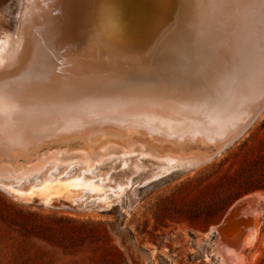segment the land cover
<instances>
[{"label":"bare ground","instance_id":"1","mask_svg":"<svg viewBox=\"0 0 264 264\" xmlns=\"http://www.w3.org/2000/svg\"><path fill=\"white\" fill-rule=\"evenodd\" d=\"M103 2L112 14L116 0H30L16 37L0 44V92L16 106L10 112L5 103L0 116V186L13 195L39 196L47 203L82 190L106 199L109 193L120 194L130 178L116 187L107 172L95 180L98 165L132 157V173L142 158L164 172L199 166L219 156L264 114V88L248 95L240 78L226 72L208 74L218 56L231 60L230 68L248 67L253 58L249 25L264 18L260 10L241 9L235 46L207 60L208 39L221 13L207 5L194 11L192 0H123L128 8L120 18L130 22L124 42L132 56L113 59L111 51L94 44L93 27ZM138 7H150L147 20L137 17ZM206 10L214 20L212 16L204 23ZM80 14L86 23L77 26ZM202 24L206 31L198 37ZM91 67L102 72L94 81L113 82L110 75H128L135 82L120 81L119 91L110 85L101 97L92 92L39 106L17 98L31 97L52 80L74 82ZM30 71L39 72V78H29ZM149 84H166L174 92L146 88ZM73 166L76 173L70 174ZM37 174L39 179L29 183ZM259 205L257 194L238 200L211 230L213 252L221 263L226 264L227 257L238 260L254 246Z\"/></svg>","mask_w":264,"mask_h":264},{"label":"rangeland","instance_id":"2","mask_svg":"<svg viewBox=\"0 0 264 264\" xmlns=\"http://www.w3.org/2000/svg\"><path fill=\"white\" fill-rule=\"evenodd\" d=\"M29 1L0 0V44L16 37ZM116 1L115 9L110 11L112 14L107 13L106 3L103 2L104 7L99 12H103L102 17L99 15L97 19H100L94 23L93 37L97 39L94 41L95 46L98 44L102 49L111 51V58L123 59L132 56L127 52L128 43L124 42L127 40L124 34L130 28L127 25L130 22L123 15L124 22L120 18L121 12L126 13L128 6L125 7L123 0ZM139 8L136 10L137 17L144 16L147 20L150 7ZM240 11L230 12V17L228 14H219V23L215 20L214 35L208 39L207 60L225 51L226 47L235 46L240 36V17L243 16ZM201 16L203 22L212 16L214 20V14L208 10L203 11ZM228 21L230 24L226 23ZM75 23L77 26L85 24V16H78ZM205 28V24L199 25L196 32L198 37L205 33ZM87 72V76L82 75L74 82L52 80L36 88L31 97L25 94L17 98L23 103L39 106L42 101L56 102L92 92H97L101 97L107 94L110 85L119 91L118 88L123 87L120 81L135 82L128 75L124 78V75H110L111 80L116 82H108L109 78L94 81L101 77L102 72L92 67ZM127 85L134 87L133 84ZM163 86L149 84L146 88H162L168 93L174 92L166 84ZM260 116L219 156L199 166L184 165L164 172L161 168H154L155 164L150 160L148 162L142 158V163L137 165L139 169L132 173V157L129 160L125 158V165L122 157L123 162L116 159L117 162L106 161V165H98L100 168L97 166L94 170L97 173L95 180L107 172L116 187L117 183L130 178L129 186H124L120 194L109 193L106 199H97L90 192L81 190L52 197L50 202L44 203L39 196H16L0 186V204L23 214L22 217H11L8 222L11 228L18 231L23 221L35 219L43 227L58 231L62 229L73 235L70 241L67 239L73 243L72 248L66 252L75 257L66 259L77 264H223L214 255L211 230H215L238 200L257 194L260 200L258 238L254 246L246 250L238 260L227 257L226 264H264V114ZM115 157L118 158L117 155ZM149 169L153 171L149 172ZM69 171L70 174L76 173L75 166ZM38 176L31 177L29 183L39 179ZM5 229L1 223L0 237H6ZM8 234V237H14L12 241L15 244L8 245L4 243V238L0 239V264H14L11 255L15 253L17 244L22 242L21 238L15 237L10 231ZM34 243L35 249L39 251L48 249L42 242Z\"/></svg>","mask_w":264,"mask_h":264},{"label":"snow or ice","instance_id":"3","mask_svg":"<svg viewBox=\"0 0 264 264\" xmlns=\"http://www.w3.org/2000/svg\"><path fill=\"white\" fill-rule=\"evenodd\" d=\"M192 2L195 6L194 11L200 6L207 5L214 13L228 14L241 9H252L260 10L262 17H264V0H192ZM249 43L253 58L246 69L241 71L239 68H230L231 60L218 56L216 63L209 67L208 74L211 76L218 72H226L236 76L241 79L244 93L252 95L257 89L264 88V18L253 20L249 25ZM27 75L29 78H39L40 73L30 71ZM5 103H8L10 112L16 111V106L0 92V116L4 114L3 105Z\"/></svg>","mask_w":264,"mask_h":264},{"label":"trees","instance_id":"4","mask_svg":"<svg viewBox=\"0 0 264 264\" xmlns=\"http://www.w3.org/2000/svg\"><path fill=\"white\" fill-rule=\"evenodd\" d=\"M13 216L22 217L23 214L13 212L9 206L0 204V224L2 223L6 227V237L4 235L0 239L4 238L5 244H15L12 241L14 237L7 235L9 231L15 234V237L22 239V242L15 247V253L11 255L14 264H77L66 259L75 257L74 254L66 252L72 248L73 242H68L67 239L70 241L73 235L65 233L62 229L58 231L50 227H43L35 219L23 221V226L18 231L8 224ZM34 242H42L48 249L39 251L35 249Z\"/></svg>","mask_w":264,"mask_h":264},{"label":"water","instance_id":"5","mask_svg":"<svg viewBox=\"0 0 264 264\" xmlns=\"http://www.w3.org/2000/svg\"><path fill=\"white\" fill-rule=\"evenodd\" d=\"M235 141H236V140H235ZM235 141H234V142H235ZM234 142H233V143H234ZM233 143H232V144H233ZM232 144H231V145H232ZM228 147H229V146H228ZM228 147H226L225 149H227Z\"/></svg>","mask_w":264,"mask_h":264}]
</instances>
